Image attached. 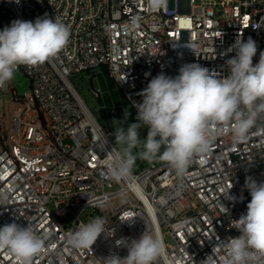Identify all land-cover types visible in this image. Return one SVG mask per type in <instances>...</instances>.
<instances>
[{
	"label": "built area",
	"instance_id": "built-area-1",
	"mask_svg": "<svg viewBox=\"0 0 264 264\" xmlns=\"http://www.w3.org/2000/svg\"><path fill=\"white\" fill-rule=\"evenodd\" d=\"M45 14L70 28L68 44L43 64L20 66L30 90L13 93L12 110L11 100L0 103V192L8 194L0 205V227L29 224L44 239L32 264H104L109 255H128L117 240L130 242L144 232L165 244L155 264H201L219 241L239 236L231 221L246 214L251 201L245 179L264 182V119L246 141L234 143L230 132L215 137L182 177L166 162H151L116 182L106 176L110 155L118 150L113 128L99 122L69 76L88 72L87 90L98 108L121 115L93 82L103 67L137 115L139 93L161 72L175 77L182 65L197 63L229 75L226 61L236 54L237 38L256 42L258 63L264 0H166L155 10L148 0H0V30ZM135 16L142 19L131 28ZM13 89L10 81L0 92ZM229 188L235 202L223 195ZM97 216L106 219V230L92 248L67 245L68 232ZM0 264L17 262L0 250Z\"/></svg>",
	"mask_w": 264,
	"mask_h": 264
},
{
	"label": "clouds",
	"instance_id": "clouds-1",
	"mask_svg": "<svg viewBox=\"0 0 264 264\" xmlns=\"http://www.w3.org/2000/svg\"><path fill=\"white\" fill-rule=\"evenodd\" d=\"M148 5L159 9L166 5V0H148ZM141 19L133 17L130 27H138ZM70 35V28L61 19L49 18L47 14L35 22L17 19L5 26L0 30V87L14 78L20 66H38L55 57L66 47ZM233 48L236 54L226 61V77L197 63H188L179 68L175 77L161 72L150 80L139 93L142 102L133 104L137 122L125 130L128 110L124 112V121L112 122L119 149L107 162V178L116 182L127 178L138 159L166 162L177 177H182L195 155L210 150L215 137L230 132L234 143L248 139L257 121L264 119V51L254 65L257 44L253 39L237 38ZM212 125L216 126L214 130ZM145 127L147 137L141 139L139 130ZM245 187L251 195L247 212L231 221V227L240 235L219 241V249L213 247L212 254L201 264H264V182L257 183L248 176ZM229 190L223 195L235 202L236 197L230 196ZM7 200L8 194L0 192V205ZM220 206L226 214L228 209L221 203ZM106 223L102 216L80 223L67 233V245L92 248L105 232ZM44 244L29 224L0 227V250L7 251L17 264H32L33 258L44 250ZM116 245L127 247L128 255H109L103 258L104 264H155L166 251L163 240L147 232L130 242L117 240ZM218 251L223 254L217 260Z\"/></svg>",
	"mask_w": 264,
	"mask_h": 264
},
{
	"label": "rangeland",
	"instance_id": "rangeland-1",
	"mask_svg": "<svg viewBox=\"0 0 264 264\" xmlns=\"http://www.w3.org/2000/svg\"><path fill=\"white\" fill-rule=\"evenodd\" d=\"M97 69L98 70L103 69V72L99 73L97 77L96 76L94 77V80H93L94 84L99 85L101 89L104 91L103 98L107 104H111V102H114L120 106V109L122 112L121 115L115 114L114 117L111 115L107 116L104 111L98 108L99 102H97V100H93L90 97L88 90H87V88L91 87V78L88 72L86 71L74 72L70 74L69 78L74 83L75 87L78 89L79 93L82 95V97L84 98L88 106L94 111V114L96 118L99 120V122L105 126H112L113 133H114V127L112 123L113 120L124 121V112L128 110L129 115H128L127 121L124 122L123 124V127L126 130L129 124L137 122L136 120L137 115L133 113L131 104L129 103V101H127L123 97L121 92L116 87L114 80L108 76L106 70L103 67H98ZM11 83H12V86L14 87L13 92H9L5 95H3L0 92V103L11 100L7 106V108L10 110H12L15 107V103L12 101L13 93H16V95L18 96V95H22L25 91H29L30 90V78L28 75H26L23 72L22 69L18 68V70L15 73L14 78L11 80ZM2 110H3V107H0V111ZM147 132H148V129L146 127L140 129L139 130L140 138L146 139ZM113 141L115 143V136H113ZM63 142L66 144L71 143L69 139H64ZM116 146L119 149V146L118 145ZM161 151L163 150L161 149ZM153 162L159 163L163 161L156 160ZM148 163L149 162L138 159L133 170H138L141 168L142 165H146ZM168 241L172 242L171 239H168Z\"/></svg>",
	"mask_w": 264,
	"mask_h": 264
},
{
	"label": "trees",
	"instance_id": "trees-1",
	"mask_svg": "<svg viewBox=\"0 0 264 264\" xmlns=\"http://www.w3.org/2000/svg\"><path fill=\"white\" fill-rule=\"evenodd\" d=\"M143 166V165H142Z\"/></svg>",
	"mask_w": 264,
	"mask_h": 264
}]
</instances>
